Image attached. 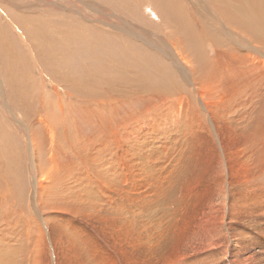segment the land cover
Instances as JSON below:
<instances>
[{
    "label": "rangeland",
    "instance_id": "rangeland-1",
    "mask_svg": "<svg viewBox=\"0 0 264 264\" xmlns=\"http://www.w3.org/2000/svg\"><path fill=\"white\" fill-rule=\"evenodd\" d=\"M235 2L0 0V264H34L31 261L42 239L46 255L41 254L45 262L40 264H64L54 259L48 228L52 223L62 232V243L67 242V236L72 240L71 246L67 244L75 261L66 264H185L181 257L202 261L203 255L181 256L173 251L177 225L176 243L195 244L192 218L182 227L185 211L180 213L170 202L186 193V181L183 185L177 182L174 190L173 182L170 187L164 181L160 186L150 182L153 175L167 168H177L184 181L190 167L185 168V163L197 161V140H210L219 150L203 103L219 101L223 110L222 102L236 91L239 97L252 99L250 109H236L234 97L229 98L227 118L235 120L246 111V118L253 122L260 116L261 127L250 123L253 129L248 136L254 134L244 138L242 145L231 144V156L218 153L209 164L219 170L218 178L225 182L223 192L211 191L216 181L213 174L207 181L195 177L193 187L202 186L201 191L196 197L191 184L186 200L195 197L198 202L200 198L198 203L192 201L195 210L199 206V217L211 199L208 207L224 208V225L243 227L249 231L247 236L252 233L264 239V142L259 141L264 139V74L256 84L258 94V90L248 94L234 84L230 89L211 84L208 90L213 92L206 91L200 99L192 83L197 88L205 85L203 75L210 78L215 73L212 60L222 59L224 72L231 69L226 55L216 57L214 50L230 45L240 52L226 37L236 21H243L245 38L233 33L234 41L257 46L260 52H247L264 63V40L260 43L254 36V43L250 33L252 21L264 20V0H255L257 8L242 1L244 8L236 13L232 9ZM170 10L181 13L178 35L168 19L172 18ZM257 11L260 16L252 14ZM220 18L223 21L219 22ZM214 40L222 48L216 47ZM198 55L202 65L190 68L186 61L195 65ZM238 65L239 72L251 68L244 61ZM252 69L256 77L259 72ZM208 95L213 96L212 101ZM253 109L258 110L257 116L251 114ZM224 121L234 131L238 129ZM240 127L244 131L241 122ZM29 137L37 145L39 176L46 178L39 207L32 190L35 158ZM240 178H249L251 184L230 187ZM229 197L237 204L235 210ZM73 209L83 210L86 217L79 219V212L69 214ZM157 233L159 246L155 249L151 239ZM131 245L135 250L129 249ZM140 247H144L141 253L136 251Z\"/></svg>",
    "mask_w": 264,
    "mask_h": 264
},
{
    "label": "bare ground",
    "instance_id": "bare-ground-1",
    "mask_svg": "<svg viewBox=\"0 0 264 264\" xmlns=\"http://www.w3.org/2000/svg\"><path fill=\"white\" fill-rule=\"evenodd\" d=\"M242 1L245 0H236L234 7H232V9L234 10L233 12H239L241 8H244L243 5H241L240 3ZM121 2V1H120ZM221 2V1H220ZM247 3L250 7L252 8H257V4L255 2V0H247ZM173 4V3H172ZM226 4V3H225ZM224 4V5H225ZM125 7V6H124ZM123 7V8H124ZM245 7H247L245 5ZM122 8V9H123ZM175 7H173L174 9ZM245 10V9H243ZM124 11V10H123ZM261 12V10H259ZM257 11L255 13L252 14H256L258 16H260V12ZM242 12V11H241ZM249 12H251V10H249ZM213 13V12H212ZM246 13V11H245ZM170 14L172 15V18H169L170 21V25L172 26V28H174L175 32L177 33V30L179 27H181V23L179 21V17L181 15V13L179 14L178 12H172L170 10ZM227 15V14H226ZM247 15V14H246ZM244 16V15H242ZM252 16V15H251ZM261 16H264L263 13L261 14ZM248 16H245V18ZM167 17H164V19L166 20ZM162 19V18H161ZM254 19H258V18H254ZM262 21H258L256 22V24H254V22L252 21V25L250 27V33L252 35L253 41L254 43H257V41H255L254 39H256L254 36L257 37L258 42H260L259 40L263 39L264 40V20L263 18H261ZM218 21V20H217ZM223 21L222 18H220L219 22ZM68 22V21H67ZM225 22H231L229 20H226ZM224 22V23H225ZM258 22H260L257 30H256V26L258 24ZM28 25V24H27ZM71 26V25H69ZM70 28V27H69ZM33 29V28H32ZM253 29V30H252ZM35 30V29H34ZM180 30V28H179ZM232 33H226V37L229 38V43H234V45H238L240 52L238 53L239 50L235 51L233 48H231V46L229 45L228 47H223V49L221 50H214V53L216 55V57H219L221 55H226L225 56V61H229L230 62V67H231V74L230 73H225L223 71V66L226 65V63H223L220 59L219 60H212L210 62V64L213 66H215V73L213 75H211L210 78H208L206 75H203L202 81L205 82V85H203L200 89L196 88L194 82L193 86L194 89L196 91V94L198 95V97L200 99H204V95L205 92L207 91V94H211L213 91L208 90L209 85L213 84V88L214 86H216V84H223V87L230 89V87L234 84V86H236L238 89L239 88H243L244 90L247 91V93L249 94L251 91H253L254 93H256V90H258L257 94L259 93V88L256 87V84L259 83V78L264 74V66L261 61V59L254 57V55L250 56V54L247 52L248 51H258L260 52L259 48L257 46H250L247 47L244 45V43L241 42V40H235L234 41V37H233V33L239 35L241 38H245V33H244V24L243 21H241V23H239L238 21H236V23L233 22L232 25V29H231ZM69 32V31H68ZM45 33V32H44ZM189 33H192L191 31ZM35 34V33H33ZM70 34V33H69ZM225 34V33H224ZM37 35V34H36ZM178 35V33H177ZM38 37V35L36 36ZM209 39V38H208ZM219 40V39H218ZM218 40H214V44L216 45V47H221L219 46V42ZM238 42V43H237ZM71 43V42H70ZM213 43V42H212ZM224 43V41L222 42ZM261 43V42H260ZM190 45L191 43L188 41L187 45ZM209 44V43H208ZM186 45V46H187ZM221 45V44H220ZM226 44L224 43L223 46H225ZM253 45V44H252ZM256 45V44H255ZM42 46V45H41ZM37 48V47H36ZM81 48V47H80ZM222 48V47H221ZM230 48V49H229ZM77 50V49H76ZM190 50V49H188ZM187 50V55L188 53H190V51ZM185 51V50H184ZM262 51L264 54V48L262 47ZM236 52V54H235ZM254 54H256L255 52H253ZM251 53V54H253ZM88 54V53H87ZM83 55V54H82ZM74 56V55H73ZM215 58V57H214ZM238 58V59H237ZM69 59V58H68ZM195 59V65L192 63V66L190 64V59L186 61L187 65H189L190 68H194L196 66V68H200L199 66V62L202 65V61L200 59V55H198ZM231 59V60H230ZM244 61L245 63H249L250 64V69L248 71H242L238 70L237 66H239L238 64ZM149 64V63H148ZM151 64V63H150ZM248 65V64H247ZM55 67V66H54ZM252 67L253 68H257L259 74L254 77L252 74ZM241 69V68H240ZM191 71V70H190ZM192 72V71H191ZM214 72V71H213ZM240 73V75H239ZM162 74V73H161ZM192 74V73H191ZM197 73L195 72V75ZM194 75V73L192 74V76ZM230 75V76H229ZM239 75V76H238ZM196 77V76H195ZM194 77V78H195ZM219 78H224L222 80H219ZM190 80V78H187V80ZM241 79H244V81H241ZM89 80V79H88ZM195 81V80H194ZM86 82V81H85ZM11 84V83H10ZM12 87V86H11ZM221 87V86H220ZM12 89V88H11ZM226 89V90H227ZM232 89V88H231ZM224 91L223 93L225 95L228 94V91ZM230 91V90H229ZM234 93V92H233ZM206 94V95H207ZM239 91H236V93H234V100L236 101V109L240 108V107H244L247 106L250 109V105L249 104H244L243 102L239 101L240 98H244V97H238ZM212 95H208L207 97H209V99H211L213 96ZM256 96V95H255ZM255 96H253L255 98ZM226 97V96H225ZM231 97H227V99L224 100V102H222L224 104V109L222 110L221 108V104L218 103L219 101H215V102H204L203 103V107L204 109L208 112L209 114V118L212 124V127L214 128L215 134L218 140V148L215 146V144L210 140L205 139L204 142H200L199 140H197L199 143L197 144L198 146V150H197V161L195 163V160H193V164L192 163H185V168L187 167L188 164H190L189 167V174H185L186 179L183 181V173H181L180 171H178L177 168H167L165 169L163 172H159V174L153 175V177L151 178V185H157L160 186L162 184V181H164L169 187H170V183L173 182V185L171 187V189L173 188L174 190V185L178 182L179 184L183 185L186 181V187L188 188L186 193L188 194L191 190V184L192 187L195 184L194 183V179L196 177V179L200 180H205L207 181V177H210L213 174L214 177V181H215V188L212 189L211 191H216L219 189L220 192H223V189L225 186V182L218 178V174H219V170H215V168L211 167L209 164H211L212 161H214L216 154L221 153L223 155H226V153H229V155L231 156V144H236V145H242V143L244 142V138H247V136L250 134V132L252 131L253 127H261L260 124V116H257V111L256 109H253V112L251 114H254L257 116V118H254V122L253 120H249L248 117L246 118L244 112L243 114H240L239 116L236 117L235 120H230L228 119L227 115L229 113H227V108H228V99L233 98ZM221 98V97H220ZM214 100V99H213ZM221 100H223L221 98ZM220 100V101H221ZM235 101H232L233 103ZM232 103V104H233ZM201 104V103H200ZM201 106V105H200ZM232 107V106H231ZM229 109H231L229 107ZM247 109V108H246ZM264 109V106H263ZM225 110V111H224ZM239 110H242L239 109ZM230 112V111H229ZM241 112V111H240ZM225 113V117H221L220 114H224ZM237 113V112H236ZM78 114V113H77ZM84 114V113H83ZM247 115V114H246ZM170 116V115H169ZM249 116V115H248ZM224 120H228L233 126L237 127L238 129H236L235 131L231 128H229L226 124V122ZM240 122L243 125L244 131L241 130L242 127H240ZM245 123V124H243ZM250 123H252V125H250ZM264 124V123H263ZM254 133H252L251 135H253ZM250 135V136H251ZM33 136V135H32ZM248 136V137H250ZM206 136L204 135V138ZM30 138V142H31V148H32V155L34 159V163H33V167H31L32 169H34V179L33 181H35V185H33V194L36 198V206L39 207L40 205V191L43 190V181H45V177L42 179L39 176L38 173V169H39V160H38V153H37V145L35 144L34 140L32 137ZM203 138V139H204ZM233 138V139H232ZM51 139H53V134L51 135ZM1 140V139H0ZM201 140V139H200ZM259 141L264 142V139L262 140V137L259 139ZM2 144H5V141H1ZM186 142H189L188 140ZM191 142V141H190ZM182 143V142H181ZM217 143V142H216ZM185 144V143H183ZM192 144V143H189ZM193 145V144H192ZM217 145V144H216ZM184 147V146H183ZM7 149H9V147L7 146ZM186 149V148H185ZM193 150V149H191ZM195 153V151H193ZM187 153V152H186ZM192 153V152H191ZM185 154V153H183ZM180 154H177V156ZM194 155V154H191ZM183 156V155H182ZM185 156V155H184ZM188 156V155H187ZM31 157V156H30ZM180 157V156H179ZM191 157V156H190ZM188 158V157H187ZM193 158V157H192ZM195 158V157H194ZM177 160V159H176ZM183 161V160H182ZM190 161V160H189ZM151 169V168H150ZM232 169V168H231ZM185 170V169H184ZM233 170V169H232ZM30 171V170H29ZM173 175V176H172ZM167 178V179H166ZM210 179V178H209ZM249 178H240V179H234L236 181H238L237 183H232L230 184V187H233V184L236 185H242V186H248L249 184H251L250 181H248ZM141 180V179H140ZM190 180H192L190 182ZM243 180V181H240ZM32 181V183H33ZM88 181V180H87ZM106 183H108L107 181H105ZM203 182V181H202ZM211 182V181H210ZM194 183V184H193ZM208 183V182H207ZM96 184V183H95ZM109 184V183H108ZM111 184V183H110ZM204 184V183H203ZM206 184V183H205ZM223 185V186H221ZM30 186V185H29ZM139 186V185H138ZM204 186V185H203ZM19 187V186H18ZM85 187V185H84ZM202 187V186H200ZM199 186L197 187H193L194 190H197V195L196 197L199 196L198 191L200 189ZM87 188V187H85ZM89 188V186H88ZM204 188V187H203ZM19 189V188H18ZM147 190V189H146ZM193 190V192H194ZM84 191V190H83ZM203 191V190H202ZM87 192V191H86ZM166 192L165 191L163 193V199L166 198ZM192 192V190H191ZM196 192V191H195ZM109 193V192H108ZM184 193V195L182 197H178L175 200H170V202H172L175 206V209H177L180 213H182L183 211H185V218L182 221V227H185L184 224H186V227L189 225L188 220L190 221L192 218L191 223H194V227H193V234L195 235V244H182V243H176L178 236H179V229L180 226L177 225V231L174 232L176 235V239H175V244H174V248L173 251L177 252V254H180L181 256L183 254H190L191 253V257H199V256H205L203 258H201L202 261L197 260V262L195 260L190 259V257H181L183 262H186L185 264H264V239H261L259 236L254 235L252 233H250V236H247L249 234V231H246L243 229V227L240 226H226L224 225V220L221 216L224 215L223 209L224 208H220V209H215V208H210L208 207L211 203L212 200L209 199V204L207 205V209L204 211H201V216L197 217L196 216V212L198 211V207L195 210V205L193 204L194 202H192L193 200H195L196 198L194 197V199L192 201H188L187 199V194ZM88 194V193H87ZM195 194V193H194ZM201 194V193H200ZM224 194V193H223ZM193 195V193H192ZM203 195V194H202ZM40 196V197H39ZM201 196V195H200ZM127 197V196H126ZM219 197V196H218ZM88 198V197H87ZM123 196H120V200L122 202ZM128 198V197H127ZM168 198L170 199V196H168ZM191 198V197H189ZM230 198V197H229ZM92 200V199H91ZM107 200V199H106ZM200 198L198 199L199 202ZM188 201V202H187ZM197 202V200H195ZM230 202L233 203L232 199L230 198L229 200ZM101 202V201H100ZM111 202V201H110ZM197 202V203H198ZM220 202V201H219ZM120 203V202H119ZM222 203L224 205V201L222 200ZM186 204V205H185ZM196 204V203H195ZM117 205V203H112V206L115 207ZM185 205V208H183V206ZM192 205V207H190ZM111 206V205H110ZM236 202L234 201V203L232 204L231 208L232 210L236 209ZM111 207V208H113ZM61 208V207H60ZM97 208V207H96ZM103 208V207H102ZM108 208V205H107ZM110 208V207H109ZM119 208V207H118ZM122 208V207H121ZM120 208V209H121ZM189 208H193L190 210V213L187 211V209ZM63 209V208H62ZM65 209V208H64ZM115 209V208H114ZM111 209V210H114ZM68 210V209H67ZM71 210V209H70ZM103 210V209H102ZM78 213V218L82 219L86 217V212H84L83 210H75L73 209L72 212H68L69 214H75ZM109 212V211H108ZM117 212V211H116ZM100 213V212H99ZM111 213V211H110ZM194 213V215H193ZM107 214V213H106ZM94 215V213H93ZM97 215V214H95ZM99 215H102L101 213ZM55 216V215H54ZM75 216V215H74ZM92 218L93 216H91L89 214L88 218ZM95 217V216H94ZM96 218V217H95ZM107 218V217H106ZM58 219V218H57ZM93 219V218H92ZM100 219V218H99ZM103 219V218H102ZM113 219V218H112ZM89 220V219H88ZM87 220V222H88ZM91 220V219H90ZM97 220V219H96ZM100 221V220H98ZM97 221V222H98ZM106 222V220H104ZM115 221V220H114ZM170 221V220H169ZM171 221H175V220H171ZM44 222V221H43ZM86 223V221H84ZM91 222V221H90ZM89 222V223H90ZM104 222V223H105ZM46 223V222H45ZM49 223V222H48ZM99 223V222H98ZM103 226H106L107 224ZM108 223V222H107ZM112 223V222H111ZM115 223V222H114ZM173 223V222H171ZM178 223V222H177ZM87 224V223H86ZM119 224V223H118ZM57 224L52 223L51 225L49 224L48 228H49V235H50V242L52 243V252L54 253V259H59L60 261H62L64 264L72 261L74 262V258H73V250L71 248H69L68 246L70 245L69 243H72L71 238H69L67 236V242L66 243H62V232H60V230L58 229L59 227L56 226ZM83 225V224H81ZM91 225V223L89 224ZM88 225V226H89ZM112 225V224H111ZM84 226V225H83ZM92 226V225H91ZM95 226V225H93ZM99 226V224H98ZM128 226V225H127ZM168 227L170 226L169 224L167 225ZM110 226L108 225V228ZM117 227V226H116ZM124 227V226H123ZM80 228V227H79ZM93 228V227H92ZM97 228V227H96ZM104 228V227H103ZM167 228V227H166ZM237 228V230H239V232L235 229ZM105 229V228H104ZM171 229V228H170ZM102 230V229H101ZM110 230V229H109ZM120 230V229H119ZM168 230V229H167ZM236 230V232H234ZM95 232V231H94ZM100 232V231H99ZM119 232V231H118ZM122 232V231H121ZM102 233V231H101ZM100 233V235H101ZM108 233V232H107ZM125 233V232H124ZM43 234V233H42ZM111 234V233H110ZM114 235V237H116V232L115 230L112 233ZM111 234V235H112ZM166 234V233H165ZM105 235V234H104ZM112 235V236H113ZM126 235V234H125ZM158 233L156 235H153L151 238V241H153V246L157 247L158 245V240L156 239L158 237ZM169 235V234H168ZM72 236V235H71ZM102 236V235H101ZM162 236V235H161ZM172 236V235H171ZM73 237V236H72ZM77 237V236H76ZM107 237V236H105ZM111 237V236H110ZM263 237H264V233H263ZM45 238V237H44ZM172 238V237H171ZM175 238V237H174ZM75 239V238H72ZM107 240V239H106ZM127 240V239H126ZM125 240V241H126ZM128 240H130L128 238ZM143 240V239H142ZM49 241V240H48ZM60 243V245L58 246V242ZM65 241V240H64ZM149 241V240H148ZM172 243V239L170 240ZM164 242V240H163ZM69 245H68V244ZM101 243V242H100ZM116 243V242H115ZM165 243V242H164ZM43 244H45L44 240L42 239L41 244L39 245V249L37 250V254L33 257V260L31 261L34 262V264H40V261L42 260V255L44 254L46 255V250L45 248L42 246ZM80 245V244H79ZM98 245V244H97ZM114 245V244H113ZM126 245V244H125ZM161 245V244H160ZM71 246V245H70ZM159 246V245H158ZM166 246V244H165ZM79 247V246H78ZM104 247V246H103ZM133 248L135 250V247L133 245L129 246V249ZM162 247V246H161ZM172 247V246H171ZM112 248V247H111ZM119 248V247H118ZM138 248V247H137ZM144 247H140L139 249H136V251L141 253V250ZM166 248V247H165ZM169 248V247H168ZM167 248V249H168ZM75 250V248H74ZM114 250V249H113ZM12 251V250H11ZM117 251V250H116ZM156 251V250H155ZM171 251V250H170ZM71 252L70 257L68 256V253ZM85 252V251H84ZM135 252V251H134ZM158 252V251H157ZM165 252V250H164ZM167 252V251H166ZM156 253V252H155ZM173 254V253H172ZM153 255V254H151ZM7 256V255H6ZM77 256V255H76ZM85 256V255H84ZM8 257V256H7ZM86 257V256H85ZM92 257V256H90ZM173 257V256H172ZM10 258V257H9ZM124 258V257H123ZM133 258V257H132ZM155 258V257H154ZM73 259V260H71ZM127 259V256H126ZM173 259V258H172ZM13 260V259H12ZM44 260V259H43ZM92 260V259H91ZM94 260V259H93ZM155 260V259H154ZM9 261V259H8ZM86 261V260H85ZM181 261V260H180ZM42 263L44 262L41 261ZM137 262V261H136ZM159 262V261H158ZM196 262V263H195ZM13 263V261H12ZM177 263V262H175ZM157 264V263H156Z\"/></svg>",
    "mask_w": 264,
    "mask_h": 264
},
{
    "label": "crops",
    "instance_id": "crops-1",
    "mask_svg": "<svg viewBox=\"0 0 264 264\" xmlns=\"http://www.w3.org/2000/svg\"><path fill=\"white\" fill-rule=\"evenodd\" d=\"M223 63H224V61L222 60V59H220ZM199 66H201V63L199 62ZM225 73H230V70L229 71H227V72H225ZM197 88V87H196ZM201 88V87H200ZM200 88H198V89H200ZM239 97V96H238ZM239 101H241V102H243L244 104H248V102H250V101H252V99L251 98H246V97H244V98H240L239 99Z\"/></svg>",
    "mask_w": 264,
    "mask_h": 264
}]
</instances>
